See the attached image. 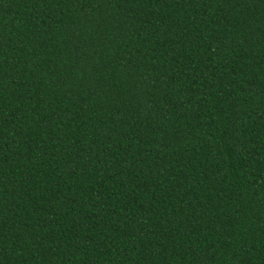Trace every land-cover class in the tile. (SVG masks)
I'll use <instances>...</instances> for the list:
<instances>
[{"label": "trees", "instance_id": "trees-1", "mask_svg": "<svg viewBox=\"0 0 264 264\" xmlns=\"http://www.w3.org/2000/svg\"><path fill=\"white\" fill-rule=\"evenodd\" d=\"M0 264H264V0H0Z\"/></svg>", "mask_w": 264, "mask_h": 264}]
</instances>
